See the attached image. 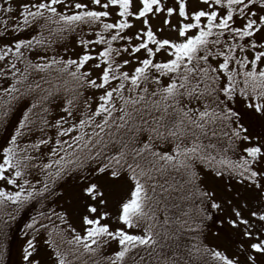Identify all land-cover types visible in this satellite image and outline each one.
Masks as SVG:
<instances>
[{
	"label": "snow or ice",
	"instance_id": "1",
	"mask_svg": "<svg viewBox=\"0 0 264 264\" xmlns=\"http://www.w3.org/2000/svg\"><path fill=\"white\" fill-rule=\"evenodd\" d=\"M21 216L19 264H264V0H0V264Z\"/></svg>",
	"mask_w": 264,
	"mask_h": 264
},
{
	"label": "trees",
	"instance_id": "2",
	"mask_svg": "<svg viewBox=\"0 0 264 264\" xmlns=\"http://www.w3.org/2000/svg\"><path fill=\"white\" fill-rule=\"evenodd\" d=\"M14 35H20V34L14 33ZM30 214L31 213L29 212V215ZM23 222H24V217L23 216L18 217L17 221L12 225V232L9 233V243H8V247L10 249V255L8 257L9 264H11L12 261L15 264L16 252L17 254L19 253V247H20L21 240L18 235L17 225H19L22 228Z\"/></svg>",
	"mask_w": 264,
	"mask_h": 264
},
{
	"label": "rangeland",
	"instance_id": "3",
	"mask_svg": "<svg viewBox=\"0 0 264 264\" xmlns=\"http://www.w3.org/2000/svg\"><path fill=\"white\" fill-rule=\"evenodd\" d=\"M11 264H14L13 261L11 262ZM15 264H19V253L15 255Z\"/></svg>",
	"mask_w": 264,
	"mask_h": 264
}]
</instances>
